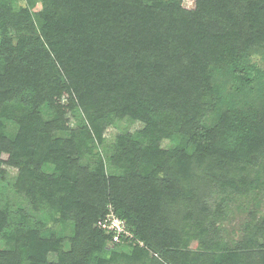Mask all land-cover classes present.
<instances>
[{"label":"trees","instance_id":"1","mask_svg":"<svg viewBox=\"0 0 264 264\" xmlns=\"http://www.w3.org/2000/svg\"><path fill=\"white\" fill-rule=\"evenodd\" d=\"M191 1L0 0V264H264V0Z\"/></svg>","mask_w":264,"mask_h":264},{"label":"rangeland","instance_id":"2","mask_svg":"<svg viewBox=\"0 0 264 264\" xmlns=\"http://www.w3.org/2000/svg\"><path fill=\"white\" fill-rule=\"evenodd\" d=\"M17 3L21 4L22 0H17ZM183 4L185 7H191L192 1L191 0H184ZM37 9H39V7H37L36 10ZM258 63H259L260 68L262 70H264V59H261L259 57ZM135 128H137L136 125H130L126 122L116 123V126L114 128L111 127V129H108L107 133L104 135L106 143H111L113 141V137L117 133H119L121 131H127V130L133 131ZM6 130H7V134H13V133H15L16 128L13 124H7ZM16 174L17 173L15 171H13L11 169L8 170L7 175H6V181L0 185V209L1 210L2 209L7 210L8 212L14 211L17 209H21V210H24V212H27V214L34 216V213L31 211L32 209H31L29 203L26 201V199L23 196L16 193L12 188V184L14 182ZM249 207H251V206L249 205ZM243 215H244L243 211L240 213H238L236 211L233 212L231 224L228 223L225 225V227H226L225 229L229 233H232L233 235H230L231 237H227V236H229V235H227V236H225V238H227V239L229 238L233 241H236L239 239V237L237 236V231H239L238 224H240L241 221L242 222L244 221V217L246 218V216L245 215L243 216ZM260 217H264V208L260 212ZM47 227H49L50 229L54 228V231H58V229H59L58 225L54 224L50 220L47 223ZM67 230L69 232L71 229L67 228ZM3 246L4 245L0 242V249H2ZM108 247H112V246L108 245ZM64 249L65 250L69 249L68 243L64 244ZM117 249H119V248H117Z\"/></svg>","mask_w":264,"mask_h":264},{"label":"built area","instance_id":"3","mask_svg":"<svg viewBox=\"0 0 264 264\" xmlns=\"http://www.w3.org/2000/svg\"><path fill=\"white\" fill-rule=\"evenodd\" d=\"M108 210L105 218L98 223V226L108 231H114L116 234L113 240L116 241L117 234L124 231V223L113 214L112 209L109 208Z\"/></svg>","mask_w":264,"mask_h":264}]
</instances>
